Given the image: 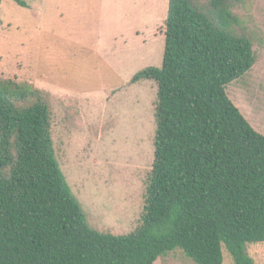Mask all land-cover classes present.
Returning <instances> with one entry per match:
<instances>
[{
    "label": "trees",
    "instance_id": "16d2710c",
    "mask_svg": "<svg viewBox=\"0 0 264 264\" xmlns=\"http://www.w3.org/2000/svg\"><path fill=\"white\" fill-rule=\"evenodd\" d=\"M26 6L22 0H14ZM244 0H169L155 160L142 223L113 235L88 224L54 148L51 108L32 85L0 81V264H156L178 249L195 264H255L264 243V135L227 87L256 63L233 9Z\"/></svg>",
    "mask_w": 264,
    "mask_h": 264
},
{
    "label": "rangeland",
    "instance_id": "374dc122",
    "mask_svg": "<svg viewBox=\"0 0 264 264\" xmlns=\"http://www.w3.org/2000/svg\"><path fill=\"white\" fill-rule=\"evenodd\" d=\"M22 1L0 0V81L46 94L57 159L89 226L135 232L155 160L158 85L132 80L163 66L169 0ZM233 11L256 63L227 94L264 135V0ZM246 252L264 264V243ZM224 258L235 264L226 249ZM156 264L195 263L178 249Z\"/></svg>",
    "mask_w": 264,
    "mask_h": 264
}]
</instances>
